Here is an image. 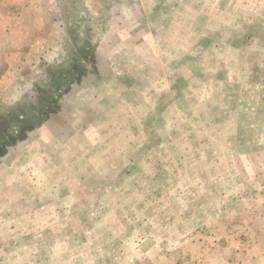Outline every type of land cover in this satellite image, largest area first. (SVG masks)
<instances>
[{
	"label": "rangeland",
	"instance_id": "1",
	"mask_svg": "<svg viewBox=\"0 0 264 264\" xmlns=\"http://www.w3.org/2000/svg\"><path fill=\"white\" fill-rule=\"evenodd\" d=\"M57 5L65 55L48 71L65 81L52 85L47 71L39 100L0 105V264H213L239 204L262 185L264 83L257 61H231H254L264 36L232 40L221 18L212 31L225 51L212 44L207 68L155 56L168 48L163 36L136 61L128 51L112 61L100 51L102 20L72 18L78 2ZM235 14L236 29L257 21L249 7ZM185 38L190 47L194 35ZM43 110L39 126L32 112ZM19 113L30 124L21 131Z\"/></svg>",
	"mask_w": 264,
	"mask_h": 264
},
{
	"label": "crops",
	"instance_id": "2",
	"mask_svg": "<svg viewBox=\"0 0 264 264\" xmlns=\"http://www.w3.org/2000/svg\"><path fill=\"white\" fill-rule=\"evenodd\" d=\"M35 1L39 4L34 5ZM60 1L63 0H0V105L5 110L17 107L23 100H35L40 74L47 75L48 69L65 55L66 30L61 26V15L57 5ZM67 2H78L83 9L80 12H71L72 18L92 17L102 20L98 27L99 34L107 37L101 41L99 50L109 51L111 53L109 59L112 61L116 58L114 51L115 53L128 51L136 61L138 60L136 49L140 45L155 49L159 43L162 44L159 38L163 36V42L168 48L162 53L155 49V56L166 57V53L169 52L170 63L179 58L173 62L175 66H179L178 62L182 65L201 58L206 60L203 68H207L210 59L213 58L210 51L213 49L225 51L222 44H214L219 41L218 32L216 29L212 31L215 21L221 18L226 20L225 26L231 32L232 40L248 31L250 43L254 42L256 36H264V0H67ZM97 3L100 5L97 11L89 13L90 7ZM15 6H20L21 9L17 8L18 12H15ZM238 7H249L257 21L254 24L250 21L241 29H236L230 21L235 17H241L235 14ZM187 35L188 37L194 35L190 47L184 45ZM243 43L247 45L249 42L245 39ZM230 48H233L231 44L226 50L230 51ZM262 49L261 54L254 49L251 50V54L258 53L254 61L239 57L231 62L241 65L240 60L243 59L246 66L248 64L251 66V63L253 65L257 61L264 83V46ZM148 57H151V54ZM167 74L168 72H163V75ZM248 74L249 72L247 76ZM136 75L141 78L139 72ZM166 80L165 77L164 82ZM21 141L18 140L19 143ZM262 145L264 146V143ZM261 182L263 186L254 187L239 204L244 207L240 212L242 215L238 220L239 225H235V230L229 232L228 247L222 250L219 258L213 260V264H264V171L261 173ZM254 197L259 198V202H254Z\"/></svg>",
	"mask_w": 264,
	"mask_h": 264
},
{
	"label": "trees",
	"instance_id": "3",
	"mask_svg": "<svg viewBox=\"0 0 264 264\" xmlns=\"http://www.w3.org/2000/svg\"><path fill=\"white\" fill-rule=\"evenodd\" d=\"M70 67V71L71 72H74V71H77V68H76V66L73 68L72 66H69ZM53 72V71H52ZM85 72H86V70H83V69H81L80 70V76H84L85 75ZM48 75H49V79H50V81H51V83H52V85H53V82L55 83V84H58V85H61L62 84V82H64L65 81V79H66V74H59V75H57L56 76V79H55V77H53V74L51 73V71H48ZM52 85H51V87H52ZM45 89H41V88H39V87H37V90H36V95H37V93H45V91H44ZM48 93V92H47ZM44 95V94H43ZM40 98L39 97H35V100H39ZM46 103H48V104H50L49 103V100L48 101H46ZM22 105V103L21 104H19V105H17V107H20ZM53 105V103H51V106ZM16 107V108H17ZM15 109V108H14ZM32 113H37V115H39L40 114V119H39V121L37 122V123H40V125L39 126H41L42 125V123H43V120H44V118H45V116L48 114V111L46 110H43V111H41L40 113L39 112H37V111H33ZM16 116H18V119H20L19 120V123L21 124L20 126H18V129L21 131L22 129H24L25 127H28L30 124H26L25 122H24V115H23V113H19L18 115H16ZM14 117V116H13ZM5 119H7L6 117H4ZM9 120V124H11L12 125V123H16V119H14V118H10V119H8ZM37 125V126H38ZM18 140H22V137H20ZM18 142V141H17Z\"/></svg>",
	"mask_w": 264,
	"mask_h": 264
}]
</instances>
